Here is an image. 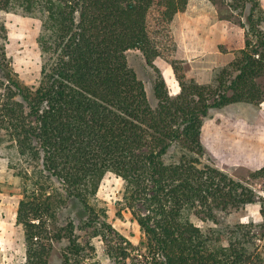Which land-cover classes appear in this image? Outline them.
<instances>
[{"label": "trees", "instance_id": "trees-1", "mask_svg": "<svg viewBox=\"0 0 264 264\" xmlns=\"http://www.w3.org/2000/svg\"><path fill=\"white\" fill-rule=\"evenodd\" d=\"M188 2L0 0V12L42 22V69L28 84L8 58L0 19V143L14 151L8 166L20 180L19 191H10L20 195V264H264V209L261 222L206 231L193 221L217 223L218 211L256 200L251 181L204 160L202 126L211 109L264 100V11L258 0L228 3L243 10L245 46L200 84L175 54L172 21ZM132 49L157 74L153 98L129 64ZM158 57L172 64L179 94H170ZM109 172L124 180L123 199L144 233L138 244L98 202ZM250 177L264 182V167Z\"/></svg>", "mask_w": 264, "mask_h": 264}, {"label": "crops", "instance_id": "crops-1", "mask_svg": "<svg viewBox=\"0 0 264 264\" xmlns=\"http://www.w3.org/2000/svg\"><path fill=\"white\" fill-rule=\"evenodd\" d=\"M222 10L212 0H189L187 9L172 21L177 57L190 65L200 84L211 82L214 70L232 62L245 46L244 28L229 21L225 29L233 10ZM155 65L170 94H179L172 64L158 57ZM202 132L204 145L228 164L247 171L264 167V100L211 109L203 118ZM14 237V229L0 223V264H14Z\"/></svg>", "mask_w": 264, "mask_h": 264}, {"label": "rangeland", "instance_id": "rangeland-1", "mask_svg": "<svg viewBox=\"0 0 264 264\" xmlns=\"http://www.w3.org/2000/svg\"><path fill=\"white\" fill-rule=\"evenodd\" d=\"M238 1L242 0L214 1L221 12H223L222 9L224 7L233 10V12L229 10L230 14L226 22L227 24H225V29L229 21L240 25V23L245 20V18L240 16V11H243L242 9L236 10L228 5V3L238 4ZM253 3V1L248 3L246 13L249 12ZM258 3L259 6L257 10L264 11V0H258ZM0 19L7 27V55L13 67L24 82L28 84L36 83L40 77L43 63L42 53L38 43L42 30V22L20 10L0 12ZM220 46L221 48L223 47L222 45ZM175 54L176 58H178L177 49ZM127 56L130 66L136 70L138 76L145 82L149 95L153 98V81L157 75L155 70L147 65L141 51L138 49L129 50ZM9 154L14 155L15 153L13 150L8 151L4 148V145L0 143V183L5 189V192H0V223H5L14 229L15 243L11 252L14 257V264H20L25 261L26 255L24 233L16 224L15 211L20 195L18 193H10V191H19L20 180L13 175L12 170L8 166ZM175 155L178 156L179 153L176 152ZM204 160L208 163H215L236 179L251 181L255 187L257 197L253 203L248 204L242 209L230 212L218 211L217 223L211 220H202L197 217H193V221L206 231L214 227L233 225L239 222H261L263 220L261 210L264 209V194L262 193V191H264V182L250 177L251 171L237 168L221 160L208 148ZM124 190L125 183L122 177L109 172L105 175L100 184L98 202L107 209L109 221L113 226L121 233L128 236L134 243L138 244L144 238V233L134 218L131 209L127 207L123 199ZM1 216L4 217L3 220ZM95 244L100 259L106 262L104 243L95 239Z\"/></svg>", "mask_w": 264, "mask_h": 264}, {"label": "built area", "instance_id": "built-area-1", "mask_svg": "<svg viewBox=\"0 0 264 264\" xmlns=\"http://www.w3.org/2000/svg\"><path fill=\"white\" fill-rule=\"evenodd\" d=\"M262 193L264 194V191H262Z\"/></svg>", "mask_w": 264, "mask_h": 264}]
</instances>
